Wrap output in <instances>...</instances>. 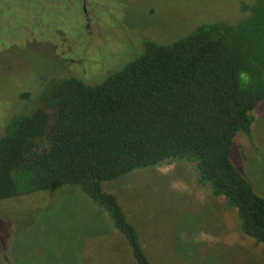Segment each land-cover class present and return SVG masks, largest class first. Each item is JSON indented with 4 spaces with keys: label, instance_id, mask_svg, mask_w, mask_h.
<instances>
[{
    "label": "rangeland",
    "instance_id": "obj_1",
    "mask_svg": "<svg viewBox=\"0 0 264 264\" xmlns=\"http://www.w3.org/2000/svg\"><path fill=\"white\" fill-rule=\"evenodd\" d=\"M249 2L0 0V137L9 117L37 107L45 78L99 84L146 42L170 44L204 23H235ZM65 51L77 65L66 74L56 63ZM251 116V136L238 133L230 157L264 198V101ZM102 189L121 204L150 264H264V245L239 232L235 211L199 184L193 162L134 170ZM0 264L136 263L108 213L80 188L63 186L0 201Z\"/></svg>",
    "mask_w": 264,
    "mask_h": 264
},
{
    "label": "trees",
    "instance_id": "obj_2",
    "mask_svg": "<svg viewBox=\"0 0 264 264\" xmlns=\"http://www.w3.org/2000/svg\"><path fill=\"white\" fill-rule=\"evenodd\" d=\"M241 12L235 23H204L170 44L146 42L99 84L70 77L40 93L37 107L10 117L0 137V201L76 186L108 213L135 263L150 264L102 183L184 159L235 211L239 232L264 245V198L230 157L264 101V0Z\"/></svg>",
    "mask_w": 264,
    "mask_h": 264
},
{
    "label": "flooded vegetation",
    "instance_id": "obj_3",
    "mask_svg": "<svg viewBox=\"0 0 264 264\" xmlns=\"http://www.w3.org/2000/svg\"><path fill=\"white\" fill-rule=\"evenodd\" d=\"M89 18V17H88ZM68 51H70V49L68 50ZM53 52H54V50H53ZM55 54V53H54ZM66 54V51L64 52V53H61V54H57V56H56V58H57V64L58 65H60L59 67H60V72H65L64 74H66V72H69V71H71V69H72V67L75 65V66H77L75 63V61H71V59H68V57L65 55ZM54 67V64L52 65V68ZM50 68H51V66H50ZM56 68V67H55ZM84 71V70H83ZM70 77H72V76H65L63 79H66V78H70ZM62 79V80H63ZM59 80L58 81H55L54 79H52L51 80V82H48V79H44V86H43V88L44 89H46V92H49L50 90H52L54 87H56L58 84H59ZM27 95V97L29 96L28 95V93L26 94ZM39 97H40V94H38L37 95V101L39 102ZM18 98H24L23 97V95L21 94V95H19V97ZM25 99H26V97H25ZM28 100V99H27ZM21 112H23V111H19V112H17V113H15V114H13V115H16V114H20ZM12 117V116H11ZM10 118V117H9Z\"/></svg>",
    "mask_w": 264,
    "mask_h": 264
},
{
    "label": "clouds",
    "instance_id": "obj_4",
    "mask_svg": "<svg viewBox=\"0 0 264 264\" xmlns=\"http://www.w3.org/2000/svg\"><path fill=\"white\" fill-rule=\"evenodd\" d=\"M241 86L247 81V77L244 74H241L240 77Z\"/></svg>",
    "mask_w": 264,
    "mask_h": 264
}]
</instances>
